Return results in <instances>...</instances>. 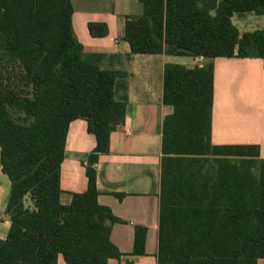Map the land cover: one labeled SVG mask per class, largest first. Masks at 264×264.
<instances>
[{
	"label": "trees",
	"instance_id": "trees-1",
	"mask_svg": "<svg viewBox=\"0 0 264 264\" xmlns=\"http://www.w3.org/2000/svg\"><path fill=\"white\" fill-rule=\"evenodd\" d=\"M125 38L134 54L260 58L264 28L241 34L236 13L264 15V0H140ZM71 0H0V165L11 182L10 229L0 264H108L122 253L111 241L118 219L100 205L95 163L110 151L126 101L116 99L119 73L101 68L72 27ZM94 37L108 26L90 23ZM214 64H168L158 264H264V160L256 145L211 143ZM84 118L97 146L88 158V188L61 202V168L70 124ZM212 156L219 177L193 168ZM230 157L259 163V181L224 178ZM30 195L33 207L26 205ZM138 227L134 253L145 254ZM131 264V263H127Z\"/></svg>",
	"mask_w": 264,
	"mask_h": 264
},
{
	"label": "crops",
	"instance_id": "crops-1",
	"mask_svg": "<svg viewBox=\"0 0 264 264\" xmlns=\"http://www.w3.org/2000/svg\"><path fill=\"white\" fill-rule=\"evenodd\" d=\"M72 27L85 54L95 55L104 70L120 75L116 99L127 102L125 119L110 137V151L99 155L94 167L100 205L118 219L112 225L111 241L122 253L108 264H158L160 213L163 179L164 121L174 113L164 103V72L168 64L187 68L214 64V101L211 143L214 146L256 145L264 160V61L260 58H204L163 54H134L125 38L129 17L141 16L140 0H71ZM233 24L241 34L264 28V15L236 13ZM90 23L108 26L105 37H94ZM97 146L81 118L70 124L65 158L61 168V202L69 205L73 195L88 188V158ZM214 160L212 156H206ZM210 160V179L219 177V164ZM226 165L229 181L242 183L249 175L258 177L259 163L249 166L241 158L230 157ZM193 168L195 166L193 164ZM198 171V170H197ZM11 182L0 165V199L7 207ZM10 217L0 226V239H6ZM146 228L145 254L134 253L136 231ZM264 263V260H261ZM58 264H67L59 255Z\"/></svg>",
	"mask_w": 264,
	"mask_h": 264
},
{
	"label": "rangeland",
	"instance_id": "rangeland-1",
	"mask_svg": "<svg viewBox=\"0 0 264 264\" xmlns=\"http://www.w3.org/2000/svg\"><path fill=\"white\" fill-rule=\"evenodd\" d=\"M196 160L197 161L194 162L195 170H201V174H204V175H206L207 173L209 175L212 174V171H210V173L208 171L210 169V162L209 161L212 159H209V157H199V159H196ZM248 165L249 166H255V163L249 162ZM257 177H258V175L256 173L254 179L256 180ZM26 205L33 207V201L31 199L30 195H28L26 198ZM7 219H8V214L6 212L5 205L2 202V200L0 199V226H4Z\"/></svg>",
	"mask_w": 264,
	"mask_h": 264
}]
</instances>
